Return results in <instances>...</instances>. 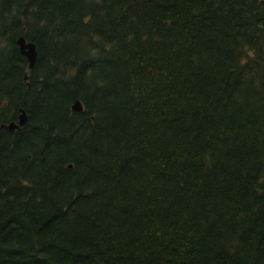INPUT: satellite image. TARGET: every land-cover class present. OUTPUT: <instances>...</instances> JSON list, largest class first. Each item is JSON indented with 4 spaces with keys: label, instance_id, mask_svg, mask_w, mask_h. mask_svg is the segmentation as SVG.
Here are the masks:
<instances>
[{
    "label": "trees",
    "instance_id": "obj_1",
    "mask_svg": "<svg viewBox=\"0 0 264 264\" xmlns=\"http://www.w3.org/2000/svg\"><path fill=\"white\" fill-rule=\"evenodd\" d=\"M0 264H264V0H0Z\"/></svg>",
    "mask_w": 264,
    "mask_h": 264
},
{
    "label": "water",
    "instance_id": "obj_2",
    "mask_svg": "<svg viewBox=\"0 0 264 264\" xmlns=\"http://www.w3.org/2000/svg\"><path fill=\"white\" fill-rule=\"evenodd\" d=\"M17 45L19 48L20 54L27 60L28 62V70H31L35 64L36 61V47L33 43L27 42L23 37H20L17 40ZM72 111L74 112H82L83 107L79 101H75V103L72 106ZM26 124V115L24 111L21 109L19 111L18 120L15 123H10L8 125L9 131H18L21 127H23Z\"/></svg>",
    "mask_w": 264,
    "mask_h": 264
}]
</instances>
